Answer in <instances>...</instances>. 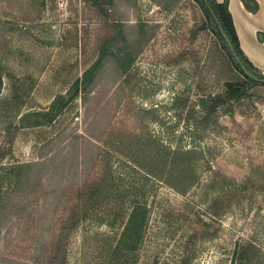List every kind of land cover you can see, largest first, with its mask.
I'll return each mask as SVG.
<instances>
[{"label":"rangeland","instance_id":"obj_1","mask_svg":"<svg viewBox=\"0 0 264 264\" xmlns=\"http://www.w3.org/2000/svg\"><path fill=\"white\" fill-rule=\"evenodd\" d=\"M105 7L103 16L85 0H0V63L12 73L2 79L0 101L19 83L22 112L64 93L113 24L140 48L125 82L106 64L86 101L78 97L51 125L21 128L5 143L0 121L4 165L39 160L41 144L56 138L40 184L29 194L23 188L21 208L2 222L0 264H45L54 240L64 245L66 264H111L131 209V199L123 207L119 199L143 190L147 221L129 264H237L235 250L249 245L253 263L264 264V85L205 123L197 99L221 91L237 72L203 28L196 2L111 0ZM146 139L192 151L187 172L197 178L186 194L144 180L132 159ZM102 175L115 193L85 205L83 180ZM72 215L80 216L74 228Z\"/></svg>","mask_w":264,"mask_h":264},{"label":"trees","instance_id":"obj_2","mask_svg":"<svg viewBox=\"0 0 264 264\" xmlns=\"http://www.w3.org/2000/svg\"><path fill=\"white\" fill-rule=\"evenodd\" d=\"M85 1L89 2L100 15H107L105 6L111 0ZM194 1L203 14V28H207L213 33L220 49L237 72L234 78L224 81L221 91L202 95L197 99L196 104L202 112L201 120L208 123L209 118L215 116L220 108L230 111V106L233 103L247 98L254 88L264 85V73L251 63L239 45L233 19L228 9L229 0H222L221 2L217 0ZM241 2L245 9L250 12H256L258 9V3L255 0H241ZM113 27V33L100 39L94 62L83 71L80 77H76L70 83L64 93L57 94L45 107L25 112L20 111L21 106L24 105L23 94L26 93L19 83L11 87L9 97L0 101V121H3L1 129L4 133L5 143H11L14 133L21 128H39L51 125L68 110L78 97L86 101L88 94L98 83L106 64L112 63L119 77L126 78L128 76L134 58L140 51L139 43L128 39V35L121 24L115 23ZM3 78L10 81L12 73L9 67L0 63V92ZM125 78L123 79L124 82L126 81ZM178 99L176 98V101ZM58 136L64 138V135ZM55 139L51 138L42 143L39 160L28 163L2 164L7 148H4L2 144L0 145V230L5 218L13 214L16 215L21 208L23 201L20 199L22 198L21 194L24 193L22 189L28 188L29 194L34 192L37 185L40 184L44 175L43 172L47 168L46 157L54 151L52 144ZM159 146L161 145L155 140H152L151 143L150 139L144 140L143 143L138 142L136 144L137 154H134L135 158L132 159V162L144 170L146 175L144 180L157 179L175 188L179 193L186 194L190 185L197 178L187 172L191 162L195 160L186 159V156L192 151H184L181 147H174L173 149L163 147L164 149H160ZM143 157H146L147 160ZM105 177L102 175L95 180H90L87 177L88 179L83 180L81 186L84 187V190L79 191V193L85 192L82 195V201L85 205L96 203L98 198H106L110 193H115L113 185H108V179L106 180ZM146 191L143 190L141 193L133 191L131 198L127 194L119 196L120 207L124 206L125 200L131 199V209L113 247L111 264H129L130 255L134 253L142 240L148 214V201L145 202V197L149 195V192ZM217 199L215 198L213 202V208L216 210H218ZM74 206L77 207L78 205ZM67 220H69L70 226L74 228L79 224L80 216L72 215ZM201 222L203 226H208L205 222ZM50 246L52 250L45 264H66V251L60 240H54ZM255 251L254 245L236 249L234 254L235 259H238L237 264H254Z\"/></svg>","mask_w":264,"mask_h":264},{"label":"crops","instance_id":"obj_3","mask_svg":"<svg viewBox=\"0 0 264 264\" xmlns=\"http://www.w3.org/2000/svg\"><path fill=\"white\" fill-rule=\"evenodd\" d=\"M255 1L256 12L246 10L241 0H229L228 9L243 53L264 73V0Z\"/></svg>","mask_w":264,"mask_h":264},{"label":"water","instance_id":"obj_4","mask_svg":"<svg viewBox=\"0 0 264 264\" xmlns=\"http://www.w3.org/2000/svg\"><path fill=\"white\" fill-rule=\"evenodd\" d=\"M149 201H151V198H150V200Z\"/></svg>","mask_w":264,"mask_h":264}]
</instances>
